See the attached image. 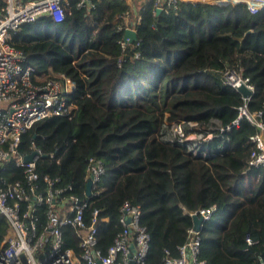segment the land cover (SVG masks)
Here are the masks:
<instances>
[{
    "label": "trees",
    "instance_id": "1",
    "mask_svg": "<svg viewBox=\"0 0 264 264\" xmlns=\"http://www.w3.org/2000/svg\"><path fill=\"white\" fill-rule=\"evenodd\" d=\"M87 16L76 0L63 4L65 18L43 16L12 36L11 45L45 79L69 77L74 109L67 117L36 122L21 137L18 154L38 149L39 177H58L84 200L87 159L103 161L98 195L87 201L84 219L105 208L99 226L103 250L121 230L119 208L138 205L150 237L148 264H162L165 252L178 255L189 213L212 205L201 225L200 259L206 264H260L264 260V168H249L246 121L227 133L225 151L210 158L163 143L158 133L165 113L199 123L236 117L241 94L225 86L227 68L242 71L254 87L249 109L264 112V9L245 5L176 0L159 13L153 0H90ZM141 12L136 39L121 47L125 14ZM7 182L22 180L14 160L0 169ZM0 215V249L7 232ZM255 243L247 246L245 237ZM64 246L79 252L78 239L64 230Z\"/></svg>",
    "mask_w": 264,
    "mask_h": 264
},
{
    "label": "built area",
    "instance_id": "2",
    "mask_svg": "<svg viewBox=\"0 0 264 264\" xmlns=\"http://www.w3.org/2000/svg\"><path fill=\"white\" fill-rule=\"evenodd\" d=\"M69 0H0V169L14 160L22 169V180L7 182L0 177V215L7 222V232L0 249V264H148L147 256L150 237L140 224L141 208L128 202L119 208L118 223L121 230L112 243L103 250L99 247V226L108 218L100 214L105 208L91 211L90 222L84 213L89 198L98 195V183L104 174L103 161L95 156L87 159L85 185L91 182L90 196L84 200L72 193L70 185H62L58 177H39L36 162L42 157L37 154L24 162L18 154L22 135L36 122L52 117H67L74 109L70 95L75 87L73 81L60 75L57 79H45L36 68L26 62L25 55L11 45V39L20 28L37 21L43 16H52L57 22L64 21L63 4ZM129 5L132 0H125ZM150 0H144L143 10ZM176 0H153L155 9L163 10ZM190 1V0H183ZM209 2V0H205ZM194 2V1H190ZM219 5H245L255 14L264 9V0H211ZM77 9L90 16L94 5L90 0H76ZM139 12L135 19L125 14L122 50L134 41L124 37L126 31L136 33ZM222 83L236 91L244 86L250 95L242 98L236 107L234 120L222 126L217 119L203 123L183 118H172L165 113L158 133L163 143L179 146L195 157L210 158L225 151L227 133L238 128L242 121L254 127L256 132L249 137L252 150L247 164L249 168H264V112L251 111L249 100L254 87L242 71L227 68L221 75ZM31 152V153H32ZM216 211L214 205L189 213L202 221H208ZM70 228L78 239L79 252L64 246V230ZM247 246L255 242L245 237ZM201 229L193 225L186 231V239L177 247L178 255L172 257L165 252L162 264H206L200 259ZM264 264V260H259Z\"/></svg>",
    "mask_w": 264,
    "mask_h": 264
},
{
    "label": "water",
    "instance_id": "3",
    "mask_svg": "<svg viewBox=\"0 0 264 264\" xmlns=\"http://www.w3.org/2000/svg\"><path fill=\"white\" fill-rule=\"evenodd\" d=\"M161 10L160 9H156V12L159 13ZM124 37H129L131 41H134L136 39V33L132 32V31H126ZM238 92L243 96V97H247L250 95V92L244 87V86H240L238 88ZM36 152H32L29 155H26L23 158L24 162H29L31 161L34 156L36 155ZM90 189H91V182L90 180L87 181L86 185H85V193L86 196H90ZM192 222H193V227L195 230L200 231L201 229V225L203 223L201 217H198L196 215L192 216Z\"/></svg>",
    "mask_w": 264,
    "mask_h": 264
},
{
    "label": "crops",
    "instance_id": "4",
    "mask_svg": "<svg viewBox=\"0 0 264 264\" xmlns=\"http://www.w3.org/2000/svg\"><path fill=\"white\" fill-rule=\"evenodd\" d=\"M190 1H194V2H201V1H199V0H190ZM142 7H143V4H141V3H140V5H139V8H138V9L140 10ZM138 13H139V12L137 11V12H136V14H135V17H136V15H137ZM135 17H134L133 19H135Z\"/></svg>",
    "mask_w": 264,
    "mask_h": 264
},
{
    "label": "rangeland",
    "instance_id": "5",
    "mask_svg": "<svg viewBox=\"0 0 264 264\" xmlns=\"http://www.w3.org/2000/svg\"><path fill=\"white\" fill-rule=\"evenodd\" d=\"M199 1H201V2H207V1H205V0H199ZM209 3H212L211 0H209ZM135 14H136V13H135ZM134 17H135V16H134ZM134 17H133V18H134Z\"/></svg>",
    "mask_w": 264,
    "mask_h": 264
}]
</instances>
